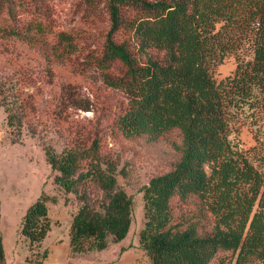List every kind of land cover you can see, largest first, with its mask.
<instances>
[{
  "label": "trees",
  "instance_id": "obj_1",
  "mask_svg": "<svg viewBox=\"0 0 264 264\" xmlns=\"http://www.w3.org/2000/svg\"><path fill=\"white\" fill-rule=\"evenodd\" d=\"M85 1L108 15L95 48L82 30H56L48 0H0V42L44 47V74L52 61L80 55L83 69L97 70L106 87L123 94L113 124L124 138L154 145L177 136L170 169L142 190L139 244L150 264H213L221 253L230 255L225 264H264V204L257 202L264 192V0ZM228 57L234 69L217 79ZM26 86L0 82L7 126L17 133L34 108ZM243 127L254 141L248 149L237 137ZM44 150L55 184L81 203L70 224L71 252L123 240L133 202L101 155L99 137L77 134L59 154ZM90 188L102 195L97 207ZM46 202L42 194L22 218L20 235L30 245L51 229Z\"/></svg>",
  "mask_w": 264,
  "mask_h": 264
},
{
  "label": "rangeland",
  "instance_id": "obj_2",
  "mask_svg": "<svg viewBox=\"0 0 264 264\" xmlns=\"http://www.w3.org/2000/svg\"><path fill=\"white\" fill-rule=\"evenodd\" d=\"M48 14L56 30L84 31L86 45L92 48L101 44L108 30L106 9L85 0H48ZM44 50L0 42V82L8 87L17 81L26 86V74L31 85L25 91L34 107L17 133L7 126V113L0 105V239L4 254L0 264H24L29 259L41 264H150L139 244L145 222L142 190L152 177L170 169L176 159L172 143L179 140L173 135L165 142L149 145L142 139L124 138L113 124L114 115L126 102L123 94L106 87L97 70L83 69L80 55L52 61L51 74H44ZM234 66L233 57H228L216 68L215 77L227 76ZM87 132L99 137L101 155L115 165L117 185L132 198L133 205L131 225L123 240H109L101 251L75 254L70 250L69 230L81 203L75 194H66L55 184L56 173L46 161L44 148L59 154L77 134ZM237 137L243 149L254 145L247 127ZM88 193L97 207L102 201L100 191L90 188ZM42 194L47 197L51 229L39 246L30 245L20 235L21 222L27 208ZM259 201L264 204L263 191ZM229 258V254L221 253L213 264L221 259L225 264Z\"/></svg>",
  "mask_w": 264,
  "mask_h": 264
}]
</instances>
